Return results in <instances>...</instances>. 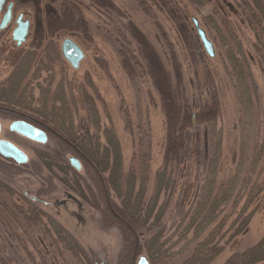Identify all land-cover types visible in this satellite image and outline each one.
<instances>
[{"label": "rangeland", "instance_id": "obj_1", "mask_svg": "<svg viewBox=\"0 0 264 264\" xmlns=\"http://www.w3.org/2000/svg\"><path fill=\"white\" fill-rule=\"evenodd\" d=\"M239 2L6 0L3 5L2 13L12 5V20L0 30V81L29 50L36 51L32 68L40 62L41 70L35 77L29 69L15 92L23 65L19 64L7 86L0 88L1 101L17 104L24 99L29 114L38 111L53 119L51 112H56L73 128L91 121L90 132L96 134L101 147L111 129L119 145L123 174L140 167L137 178H146V197L152 194L157 171L167 167L174 187L160 221L163 245L154 254L158 264L184 260L208 230H217L214 241L220 248L208 264H223L264 235V63L256 53L255 38ZM19 15L29 22V28L25 41L17 46L11 33ZM192 19L211 41L213 57L204 50ZM225 25L249 59L256 88L255 98L246 105L240 104L225 65L224 43L233 46ZM65 38L83 52L76 69L61 55ZM54 50L57 59L51 69ZM55 98L66 102L65 107L53 101ZM11 120L0 114V138L20 148L28 161L16 164L0 156V180L18 194L36 199L46 217L40 222L16 218L0 205V253L9 259L7 264H80L71 251L55 242L48 218L93 256L95 264H136L140 256L149 260L143 247L149 232L138 230L129 251L124 230L103 223L97 207L101 199L82 158L61 147L52 136L45 143L19 136L9 130ZM216 138L220 140L217 165L208 167L211 140ZM241 145L246 146L244 162ZM38 152L58 153L67 164L70 158L77 159L79 170L70 165L78 176L73 188L88 202L60 183L40 162ZM212 167L214 182L210 186ZM72 174L70 170L67 178ZM2 193L0 190V200L7 199ZM227 193L228 201L219 204L214 221L206 226L213 202H221ZM110 195L117 203L114 194ZM167 196L168 192L161 194L158 202ZM8 199L23 203L16 195ZM193 213L197 215L191 224ZM249 213L247 227L232 237L235 226ZM194 230L203 233L195 239Z\"/></svg>", "mask_w": 264, "mask_h": 264}, {"label": "trees", "instance_id": "obj_2", "mask_svg": "<svg viewBox=\"0 0 264 264\" xmlns=\"http://www.w3.org/2000/svg\"><path fill=\"white\" fill-rule=\"evenodd\" d=\"M190 1L192 3H201V0ZM238 7L244 21L248 24L254 35V48L256 53L264 63V0H240ZM211 17L212 15L206 16L209 20L212 19ZM211 22H214V20ZM224 27L230 42L233 44V46L230 47L228 44L224 43V45H226L224 48L225 65L240 104L246 105L251 99L255 98L256 88L249 66V59L243 52L240 42L237 40L234 32L229 30V25H225ZM16 90L17 88L14 89L15 92ZM84 97H86V95ZM54 101H57L61 107H65L66 102L62 100L60 101L56 98ZM8 103L10 104L11 102ZM14 104L18 106V104ZM25 107L26 106L23 108ZM51 113L53 114L54 129L63 138L57 139L59 145L74 151L70 145L72 144L83 156L82 160L90 173L91 181L101 199V202L97 207L101 212L103 223L109 226L117 225L120 229L124 230L125 242L129 244L128 250L131 246L135 245V236L138 230L149 232L150 236L144 242L143 247H145L149 256V260H147L148 264H158L154 258V254L155 252H160L163 245V243H160L162 236L160 221L169 203L174 187L173 180L170 175H167V167H164L163 169L161 168L157 171L152 194L149 197H146V178L143 176L140 177V180L137 178V172L141 168L139 167L138 170L135 171L131 168L125 175L123 174L119 145L111 129L107 130L108 132L107 135H105L104 144H102L101 147L98 143L96 134L90 132L89 125H93L91 124V121H89V118V123H87L86 120L85 123H81L78 127L73 128L70 121H65L64 118L56 112ZM187 115L188 113L186 112L184 116ZM210 148L212 154H210L208 167L210 165H217L220 152L219 138H216L214 141L213 139L211 140ZM245 148V145H241V162H244L245 159ZM37 154L40 162L55 178L58 179V181H60V183L67 188H71L73 191L75 190L73 185L77 186L78 176L73 172L70 164H67L60 157V154L46 152H38ZM214 168L215 167H212L210 170V186H213L214 182ZM70 170L71 173H73V176L71 175L70 177L71 179L67 178ZM58 174H61V176ZM234 187L235 183L233 181V188ZM211 189L209 191H211ZM0 190L7 198L3 199L4 201L1 199L0 205L8 214H11V216H13V214L16 218L22 216L24 219H31L34 222H40V219L46 217L44 211L34 200L18 194L7 182L0 180ZM167 192L168 196L166 199L159 203L160 195ZM76 193L88 202V199L82 192L76 191ZM111 193L114 194L113 196L117 199V203L111 199ZM209 194L211 193L209 192ZM14 195L21 198L23 202L22 205L8 199H11ZM227 195L228 193L223 199H221V202L220 200H215L213 202L214 204H212V209L209 210L208 219L205 222L206 226L214 221L215 210L219 207V204L228 201ZM9 203L12 204V206L8 208ZM91 205L93 206L94 204L91 203ZM243 212L244 209L241 210V213ZM195 215L197 214L195 213ZM195 215L193 213V218L191 217V224L194 221ZM251 215V213L247 214L242 224L240 222L235 226V229L231 234L232 237L244 231ZM240 217L241 215H238L234 219V222L237 223ZM47 221L52 226L51 228L53 230H51V232L55 236L54 240L56 243L71 251L80 264H95L94 259L92 258L93 256H89L82 248H80L77 245V242L67 235L64 232V229L56 221L51 220L50 218H48ZM201 233H203V230H194L195 239H197ZM216 234L217 230H208L204 237L198 239L195 243L191 253L184 260L175 264H208L209 261L220 253V248L215 247L216 243L214 241V236ZM138 248L142 249V245L139 243ZM8 262L9 259L4 258L0 253V264H7ZM260 263H264V235L251 247H248L241 252L233 253L223 264Z\"/></svg>", "mask_w": 264, "mask_h": 264}, {"label": "water", "instance_id": "obj_3", "mask_svg": "<svg viewBox=\"0 0 264 264\" xmlns=\"http://www.w3.org/2000/svg\"><path fill=\"white\" fill-rule=\"evenodd\" d=\"M6 0H0V10L4 5ZM11 4H8L6 12L0 22V27H4L11 19ZM16 27L12 31V40L17 44H20L27 35L28 21L22 20V16H17ZM192 22L196 28L197 35L203 45L204 50L208 56L213 57L214 51L211 41L207 38L203 29L199 27L198 21L192 19ZM60 51L62 57L70 64L72 68H77L79 62L83 59V52L77 46V44L69 38L63 39L60 45ZM1 127V125H0ZM9 129L16 132L19 135H22L30 140L45 143L46 135L41 130L33 127L32 125L24 121H14L10 124ZM0 156L5 159H9L16 164H25L28 161L26 154L20 150L18 147L13 145L11 142L0 138ZM70 161L74 164L76 170L80 169L79 161L75 158H70ZM136 250L133 252L132 258H135ZM136 264H148V261L145 257H138Z\"/></svg>", "mask_w": 264, "mask_h": 264}, {"label": "flooded vegetation", "instance_id": "obj_4", "mask_svg": "<svg viewBox=\"0 0 264 264\" xmlns=\"http://www.w3.org/2000/svg\"><path fill=\"white\" fill-rule=\"evenodd\" d=\"M8 6V5H7ZM7 6H6V9H7ZM6 9L4 11V13H2V10H3V6L0 10V22L6 12ZM12 20V6H11V19L10 21L4 26V27H0V30H5L8 25L10 24ZM24 21V20H23ZM16 27V22H15V26L14 28ZM14 28L12 29V31L14 30ZM28 28H29V22H28ZM28 28H27V33H28ZM12 34V33H11ZM27 36V35H26ZM26 38V37H25ZM11 39H12V35H11ZM25 41V39L21 42L23 43ZM15 42V41H14ZM20 44H17L15 42V44L17 46L21 45ZM52 48H53V45H52ZM55 55L50 59V65L51 66V69L53 68V62H56V50H54L53 52ZM35 57H36V51H31L29 50L28 52H25L21 57L20 59L18 60L19 62L16 64V66L12 69V71L10 72V74L2 81H0V88H4L7 86V83H9V79H10V76L11 75H14L15 74V68L19 65V64H23L21 66L22 70L19 71V74H20V79H19V84H18V87L17 89H19L20 85H22L23 81L25 80V77L27 75V72L29 71V69H33V72L32 74L35 76V77H39V73H40V70H41V63L39 62V64L35 67L32 68V64H33V61H35ZM52 72L53 71H50L49 74H50V81L51 79L53 78V75H52ZM22 101V102H21ZM36 102H38L37 100H35ZM54 101V100H53ZM20 103H17V105H15L14 103H8L6 101H1L0 100V114H6V115H9L11 116L12 120L10 122V124L14 121H24L30 125H32L33 127L41 130L42 132L45 133L46 135V141H47V138L48 136H52L54 138H56V140L58 138H62V136L56 132V130L54 129V126H53V119L51 118H46L44 117V115H39L37 112L38 111H33L34 113H36V115H31L29 114L28 112H26L28 109L27 108H23L25 106V100L24 99H21L19 101ZM53 103V102H52ZM22 104V105H21ZM21 105V107H20ZM23 106V107H22ZM26 109V110H25ZM53 115V114H52ZM9 124V126H10ZM1 125V123H0ZM10 130V129H9ZM11 131V130H10ZM0 132H1V127H0ZM14 132V131H12ZM16 133V132H14ZM17 134V133H16ZM19 135V134H18ZM19 136H22V135H19ZM24 137V136H22ZM25 139H28L26 137H24ZM63 139V138H62ZM5 140V139H4ZM30 140V139H28ZM8 141V140H7ZM30 141H33V140H30ZM33 142H36V141H33ZM39 143V142H38ZM13 144V143H12ZM14 145V144H13ZM71 147L73 148V150L77 153V155H79L81 158H83L81 152L76 149V147H74L72 144H70ZM16 146V145H15ZM17 147V146H16ZM20 149V148H19ZM21 150V149H20ZM9 160V159H8ZM69 164L74 168V164L70 161L69 159ZM75 169V168H74ZM76 170V169H75ZM34 201H37L36 199L34 198H30ZM131 260H134L133 258ZM132 262V261H131ZM134 263V261H133Z\"/></svg>", "mask_w": 264, "mask_h": 264}]
</instances>
